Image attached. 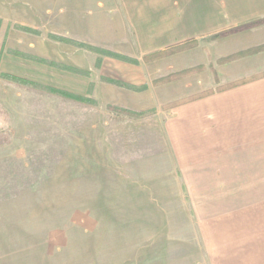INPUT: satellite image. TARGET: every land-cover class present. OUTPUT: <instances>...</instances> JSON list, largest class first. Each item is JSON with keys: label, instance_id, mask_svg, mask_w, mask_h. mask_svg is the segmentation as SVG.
I'll use <instances>...</instances> for the list:
<instances>
[{"label": "rangeland", "instance_id": "1", "mask_svg": "<svg viewBox=\"0 0 264 264\" xmlns=\"http://www.w3.org/2000/svg\"><path fill=\"white\" fill-rule=\"evenodd\" d=\"M88 1L93 11L114 13L112 1H100L101 10L98 0ZM231 2H165L177 5L188 24L184 31L168 23V10L154 5L152 17L135 19V27L119 1L118 16L102 18L101 28L62 27L59 17L38 18L35 29L10 25L0 49V188L20 192L22 202L25 192L37 188L28 201L48 215L42 224L48 231L42 232L52 228L48 249L54 250V264H264V235L260 251L237 258H211L197 237L200 221L210 218L234 214L264 224V178L230 181L231 189L248 193H222V178L197 179L203 189L193 180L186 186L191 192H184L182 181L190 180L167 160L161 145L166 133L158 125L170 109L163 106L185 97L161 104L168 99L165 89L191 96L264 74L262 69L230 81L217 75V65H242L240 59L254 55L248 51L255 46H242L235 31L264 17L257 15L264 1L259 6L258 0H234L248 7L242 9H230ZM52 10L58 16L67 6ZM161 22L175 33L154 34ZM255 25L264 26V20ZM193 39L197 46L143 60ZM213 41L231 53L213 55ZM42 220L37 218L40 232Z\"/></svg>", "mask_w": 264, "mask_h": 264}, {"label": "crops", "instance_id": "2", "mask_svg": "<svg viewBox=\"0 0 264 264\" xmlns=\"http://www.w3.org/2000/svg\"><path fill=\"white\" fill-rule=\"evenodd\" d=\"M6 1L0 0V49L4 48L10 25L35 29L38 18L59 17L62 27L71 24L82 28L87 25L101 28L102 18L118 16L115 9L118 8L116 5L118 1L126 9V17L133 18L135 27L139 26L135 19L152 17V10H149L152 5L168 10L173 18V21L168 23L174 26L177 24L175 27L179 28V31H184V27H187L185 25H188L181 19L177 5L173 4V8L177 10L169 8L170 3L177 0H109L113 2L111 7L114 10V13L110 11V15L88 8V0H73V4L60 0H14L21 3L19 7L15 4H7ZM100 1L102 0H98L99 10L102 9ZM263 1L258 0L259 6ZM165 2L169 3L168 7L164 6ZM62 4L67 6L64 14L58 16L53 14L55 12L52 10L53 6ZM255 7L257 6L254 4V7L249 8ZM231 8L248 7L243 4L237 6L232 0ZM88 11H91V14ZM262 13L264 11L258 8L257 15ZM166 17L167 13L165 16L162 15L164 21ZM160 24L162 27H156L157 31H154L156 32L154 34L164 37L167 33H175L173 29H167L165 22ZM247 30L237 32L240 36L237 41L239 40L242 46L264 44V26ZM13 33L15 38L18 35L17 38L21 39L20 30L13 29ZM214 41L210 44L213 55L223 57L222 55L231 53V50H224L226 46H220L223 43ZM17 47L21 48L11 46V48ZM248 59H254L251 65H248L250 63ZM240 60L239 62L244 64L236 62L229 63L230 65H217L218 77L223 81H230L240 76L256 74V71L264 69V50ZM236 65L240 67L236 68ZM240 68L244 69L239 73L235 72ZM165 93L162 96H168V99L165 97L161 100V104L176 97L189 95V92H176L170 89H165ZM158 125L160 130L166 133L163 135L161 145L165 146L163 152L167 155V160L174 164L180 175L190 180L182 181L184 192L189 191L186 190V186H191L193 180H196L195 187L197 184L200 185L197 179L222 178L226 179V185L224 182L220 185L222 193H248L250 191L247 189H231L234 187L231 186L230 181L238 178H264V77L174 106L164 112V117ZM203 185L205 183L200 185L202 189L205 187ZM245 187L248 186L242 185V188ZM36 189L25 192L26 197L22 202L20 192L16 193L15 189L10 188H0V194H8L7 197L0 198V264H54V250L48 249V241L51 242L53 238L52 228L49 233L42 232L48 231L47 225L42 227L43 222H47L48 215L37 211L38 204L35 201H28L32 194L37 193ZM201 192L209 193L206 189ZM39 216L43 219L40 221L41 232L37 230ZM257 222L259 223L256 225ZM263 235L262 219L246 216L236 219L233 214L226 218L200 221L197 237L202 245L204 242V250L207 248L211 258H237L242 255L252 257L254 252L260 251ZM241 251L245 253L241 254Z\"/></svg>", "mask_w": 264, "mask_h": 264}, {"label": "trees", "instance_id": "3", "mask_svg": "<svg viewBox=\"0 0 264 264\" xmlns=\"http://www.w3.org/2000/svg\"><path fill=\"white\" fill-rule=\"evenodd\" d=\"M264 20V17L261 18V19H258V20H254L253 23H248V24H243L241 25L235 32L237 31H242L243 29H246V28H249L251 27V25H255V24H258V23H262ZM251 24V25H250ZM257 26V25H255ZM198 45V42L197 40L193 39V40H189V41H186L185 43H182V44H177V45H173L169 48H166V49H163V50H158L156 52H152V53H149L147 55H145L143 57V60L145 61H151L153 59H156V58H159V57H163V56H166V55H170V54H173L175 52H179V51H182V50H186L187 48H191V47H194V46H197ZM264 50V44L262 45H259V46H255V47H252L250 49V51L248 52H251L252 54L256 53V52H259V51H263ZM245 52L243 53H238V54H235L231 57H240L244 54ZM249 54V53H247ZM228 58V59H223V60H229L231 59ZM222 62V61H221ZM264 76V74H259L257 76H254V77H245V78H241V79H237V80H234V81H231V82H228V83H225V84H222V85H218L214 90L213 89H209V90H206L202 93H199V94H195V95H191V96H188V97H184L182 99H179L175 102H172L171 104L169 105H165L163 106V108L167 109L168 107L169 108H172L174 106H177V105H180V104H183L185 102H188V101H191V100H194V99H197V98H200V97H204V96H207V95H210V94H213L214 92H220V91H223V90H226V89H229V88H232L234 86H237V85H240V84H244L246 82H249L251 80H255L257 78H260ZM169 80H172V79H169ZM165 81V80H164ZM168 81V79H167ZM107 108L109 110L112 109L111 106H107Z\"/></svg>", "mask_w": 264, "mask_h": 264}]
</instances>
